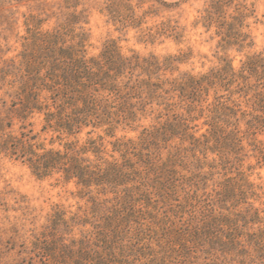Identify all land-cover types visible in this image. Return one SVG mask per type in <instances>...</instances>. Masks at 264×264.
<instances>
[{
    "label": "trees",
    "instance_id": "1",
    "mask_svg": "<svg viewBox=\"0 0 264 264\" xmlns=\"http://www.w3.org/2000/svg\"><path fill=\"white\" fill-rule=\"evenodd\" d=\"M151 1L102 0L100 12L139 42L180 43L176 20L142 27L177 5ZM29 2L20 50L0 66V153L73 182L86 204L54 214L36 262L264 264V201L243 169L249 159L264 167V54L237 69L228 55L253 46L252 5L204 0L191 25L215 40L217 63L174 74L189 52H123L107 39L88 55L81 0H0V19L10 26L12 7Z\"/></svg>",
    "mask_w": 264,
    "mask_h": 264
},
{
    "label": "rangeland",
    "instance_id": "2",
    "mask_svg": "<svg viewBox=\"0 0 264 264\" xmlns=\"http://www.w3.org/2000/svg\"><path fill=\"white\" fill-rule=\"evenodd\" d=\"M81 1L88 10V20L85 25L88 33V55L97 54L107 39H115L123 52L130 49L141 54L153 53L155 55L189 52V58L176 65L177 71L174 74L183 71L203 72L217 63L219 54L215 52V40L210 39L209 34L204 33L201 28H193L191 25L198 11L203 7L204 0H164L170 3L177 2V5L171 10H162L160 14L163 18L147 19L142 27H149L161 19L171 18L184 28V35L180 43L167 39L161 44L153 45L139 42L138 30H116L115 26L108 22L106 16L100 12L102 0ZM132 1L136 3V0ZM143 1L142 8L144 9L152 4L151 0ZM246 1L252 5L254 10V17L248 20L253 46L243 53L228 52L229 57L232 58V65L236 69L239 68L240 61L243 60L245 54L253 52L264 54V0ZM28 5L34 6V3H22L17 7H12L13 20L10 26L6 20L0 19V66L3 59L14 57L20 50L19 37L24 34L21 13L29 12ZM1 98L2 92L0 91ZM32 124L33 133H39L48 146L52 134L40 131L41 117L35 116ZM143 124L146 125L147 121ZM123 133L118 132L117 135ZM136 135L137 132L126 133L128 137ZM81 137L84 135L82 134ZM53 146L57 147V142ZM107 148L110 146L107 145ZM249 165L252 168L247 170ZM243 169L248 174L249 181L256 186L257 193L261 196L260 202H263L264 167L255 165V160L249 159L244 163ZM85 208V201L78 197L77 188L73 182L64 183L58 175L38 178L20 161L0 153V264H39L38 261L36 262L37 258L33 256L34 244L47 235L46 229L54 214L62 212L67 217ZM74 233L77 236L76 229Z\"/></svg>",
    "mask_w": 264,
    "mask_h": 264
}]
</instances>
